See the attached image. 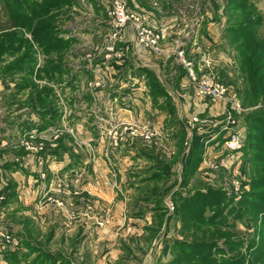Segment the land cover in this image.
<instances>
[{
	"label": "rangeland",
	"instance_id": "374dc122",
	"mask_svg": "<svg viewBox=\"0 0 264 264\" xmlns=\"http://www.w3.org/2000/svg\"><path fill=\"white\" fill-rule=\"evenodd\" d=\"M69 1L24 24L0 0V264L44 253L70 264H173V241L192 240L193 230L176 215L172 192L157 203L165 185L144 179L164 164L168 190L182 196L206 184L236 201L251 191L246 124L264 100L249 104L261 94L251 96L242 70L246 58L264 54L255 40L264 41V23L260 35L235 41L226 29L238 22L223 0H124L136 19L115 35L119 0ZM249 2L253 17L264 15V0ZM42 25L74 35L75 57L46 56L32 35ZM140 25L161 33L157 46L141 41ZM248 42L252 49L240 46ZM60 56L63 74L45 71V61ZM190 68L224 85L225 99L199 96ZM198 133L206 165L188 178ZM233 133L243 145L237 152L225 143ZM28 241L36 248L30 258ZM8 251H19L13 262Z\"/></svg>",
	"mask_w": 264,
	"mask_h": 264
},
{
	"label": "trees",
	"instance_id": "16d2710c",
	"mask_svg": "<svg viewBox=\"0 0 264 264\" xmlns=\"http://www.w3.org/2000/svg\"><path fill=\"white\" fill-rule=\"evenodd\" d=\"M249 1L223 0L225 2L224 11L230 10L234 12L238 22V24L229 26L226 29V32L234 35L235 41L239 39L237 35L241 36L243 34L248 39L260 35L259 32L264 23V15L253 17L254 12ZM65 4L70 5L71 2L69 0H3L4 8L9 14L8 16L22 21L24 24L32 21V18L38 14H47L54 8ZM32 5H35L36 9H31ZM53 26H36L32 32L34 39H41L38 43L42 46L43 53L46 56L68 52L73 41L72 37L69 39L62 37L60 35L62 31H59L55 25ZM255 40L260 43L264 42L259 39ZM243 44L240 46L243 49L247 46L246 50H250L254 46L251 45V42H248L247 45ZM251 54L255 57L257 51H251ZM263 55L261 58H246V71L242 70L244 74L247 73L248 75L246 79H248L247 82L250 87L251 96L257 89H259L261 94L259 99L254 96L253 100L249 101L250 105H257L259 100H264ZM62 58L63 56L56 59H47L45 61V71L62 72L63 74L66 67L62 65ZM45 112H48V110ZM248 116L249 121L246 124L248 134L247 142L245 143L246 155H244V164L251 167L249 169L252 176L248 183L252 189L245 192L238 201L228 196L223 188H217L208 184L204 185V187L194 188L193 192H188L185 196H182L179 193L180 191H169L167 180L172 176V173L169 172V169H166V165L164 164L153 167V171L144 179L145 182H157V184L163 183L165 185V188L161 191L160 201H157V203L161 202L162 204L164 195L172 192L171 195L175 199L176 215L183 218L182 221L185 222L184 227L186 229L191 228L193 230L194 238L192 240L173 241L171 250L176 251V256L171 261L173 264H243L247 259H249L248 264H262L264 262V228L262 227V223L264 225V191L258 193L259 189L264 190V111L252 113ZM180 134H185V131L181 129ZM181 136L180 138L184 137V135ZM197 143H199V146H197ZM204 143V136L202 134L195 136L194 147L186 158L188 165L184 169V174L188 178L199 171L204 153ZM142 154L145 155L146 152L143 151ZM148 156L150 158L153 155L150 154ZM244 172L246 174L249 173L248 171ZM152 192V188L148 190V194H151V196L153 195ZM249 200L260 202L261 205L252 203ZM155 209L159 210L161 207ZM141 213L137 212L136 214L142 216ZM162 218L163 214L159 216L158 228L163 224ZM254 221L255 223H253ZM242 225L245 227V230L241 231L238 229V226ZM150 231L153 233V229H150ZM154 232L157 233V231ZM169 243L171 244V242ZM26 248L28 252L23 255L30 258L29 255L36 248L34 246L30 248L29 241ZM17 252L19 251L6 252L7 258L13 262L18 257ZM260 256H262V260ZM58 261L60 264H70L64 257H56V255L50 253L39 254L31 261L28 260L27 264H57Z\"/></svg>",
	"mask_w": 264,
	"mask_h": 264
},
{
	"label": "built area",
	"instance_id": "2783aa9c",
	"mask_svg": "<svg viewBox=\"0 0 264 264\" xmlns=\"http://www.w3.org/2000/svg\"><path fill=\"white\" fill-rule=\"evenodd\" d=\"M111 15L114 19V24L116 27L115 35L120 34L126 28L129 21H131L132 19H136L135 15L128 12L124 0H119L114 5L113 10L111 11ZM136 27L139 31V35L143 43H146V45H158L159 41L162 38L160 32L155 33L151 29H148L142 25ZM182 54L183 52H180V55ZM189 74L192 80L197 85V92L199 96L209 97L214 101L225 99L227 89L224 85L218 83L216 80L209 76L199 77L195 74V71L192 68H190ZM193 121H197V118L193 119ZM225 143L231 151H238L243 146L241 144V139L239 138L238 133H233Z\"/></svg>",
	"mask_w": 264,
	"mask_h": 264
},
{
	"label": "crops",
	"instance_id": "0c3cea01",
	"mask_svg": "<svg viewBox=\"0 0 264 264\" xmlns=\"http://www.w3.org/2000/svg\"><path fill=\"white\" fill-rule=\"evenodd\" d=\"M80 1L81 0H73V2H74V4L76 5V4H78V3H80ZM146 13H149V14H152V12L151 11H148V10H146ZM157 15H158V13H157ZM162 29H166V28H164L163 26H161V30ZM167 30V29H166ZM74 36V35H73ZM73 36H69V37H72L73 39L75 38V36L73 37ZM69 55H71V56H73V57H75V51H73V49L71 50V51H68L67 52ZM170 127L172 128V130L174 129V124H171L170 125ZM198 134H200V133H198ZM207 147H208V145H207ZM207 151V150H206ZM206 151L204 152V154H203V161H202V163L204 164L203 166H204V168H205V163H204V161L206 162V159H205V153H206ZM238 151H240V150H238ZM237 152V151H236ZM240 153V152H239ZM199 171H200V167H199ZM203 172V171H202ZM163 251H165L164 249H163ZM169 251V250H168Z\"/></svg>",
	"mask_w": 264,
	"mask_h": 264
}]
</instances>
